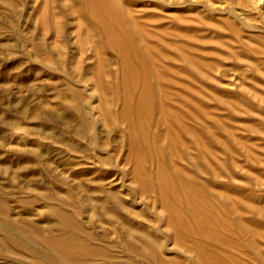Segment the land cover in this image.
Returning <instances> with one entry per match:
<instances>
[{
  "label": "rangeland",
  "instance_id": "1",
  "mask_svg": "<svg viewBox=\"0 0 264 264\" xmlns=\"http://www.w3.org/2000/svg\"><path fill=\"white\" fill-rule=\"evenodd\" d=\"M263 225L264 0H0V264H264Z\"/></svg>",
  "mask_w": 264,
  "mask_h": 264
},
{
  "label": "bare ground",
  "instance_id": "2",
  "mask_svg": "<svg viewBox=\"0 0 264 264\" xmlns=\"http://www.w3.org/2000/svg\"><path fill=\"white\" fill-rule=\"evenodd\" d=\"M105 4V3H104ZM109 4V3H108ZM154 4V3H153ZM117 46V45H116ZM121 71V70H120ZM126 86V85H125ZM129 89V88H128ZM127 99V98H126ZM127 116V115H126ZM169 124V123H168ZM205 134V133H204ZM204 138V137H203ZM191 162V161H190ZM194 164V163H193ZM218 183V182H217ZM221 183V182H220ZM219 184V183H218ZM220 185V184H219ZM94 199V198H93ZM89 200V199H88ZM90 202V201H89ZM66 204V203H65ZM73 204V203H72ZM103 206V208L105 209V205H102ZM109 208V207H108ZM110 209V208H109ZM119 210V209H118ZM56 214L63 220V222L66 224V226L67 227H69V228H71L72 230L71 231H77V232H79V234H81L82 236H85V237H88V236H90L91 238H94V239H96L97 238V236H94V235H92V234H89L87 231H84V229H82V226H81V224L79 223V222H76L75 220H73L70 216H68L67 214H65V213H63V212H61V210H56ZM180 218V217H179ZM181 219V218H180ZM180 222H182V224L184 223V220H180ZM179 223V222H178ZM186 223V222H185ZM188 225V222H187V224H186V226ZM264 226V225H263ZM133 228V227H132ZM131 230V229H130ZM133 234V233H132ZM70 235V236H69ZM74 235H75V233H70V234H68L67 236H63L61 239H63V241H67V240H73V238H74ZM211 235V234H210ZM146 237H148V236H146ZM13 238V237H12ZM99 238V237H98ZM49 239H51V238H49ZM148 239H150V238H148ZM58 240V239H57ZM62 241V240H61ZM3 242V241H2ZM15 242H19V241H17V240H15ZM132 242V241H131ZM76 245H78V243H76ZM74 246L75 248H77V250H78V248H80V247H78V246ZM74 248V250H76ZM29 249L31 250V252H33L34 254H36L39 258H41V261H43V262H51V263H54V262H56V260H55V258H54V256L51 254V253H49V251L48 252H45L44 250H43V248L42 247H40L38 244H36V243H32L31 245H30V247H29ZM140 249V255L142 256V257H144V259H145V262L146 263H150L149 261H153V262H156V263H163V261H161V260H158V262L157 261H155L154 260V258H156L155 256H154V254L153 253H151V252H149L148 250H145V249H143L142 247L141 248H139ZM66 250V249H65ZM73 250V249H72ZM66 252V251H65ZM97 254H99V253H97ZM108 254V253H107ZM132 255H133V253H132ZM133 256H135V254L133 255ZM136 258H137V256H135ZM66 258L67 259H69V260H73V261H77V263L78 262H80L79 264H87L86 263V260L85 259H83V258H80L79 256H78V254H76V251L75 252H70L69 254H66ZM75 259V260H74ZM103 260V262H106V263H110V264H118V261H120L122 264H139V263H137V262H133V261H128V260H130V258H128V259H125V260H123V259H121V260H119V259H117L116 257H113L112 255H108V257H106V258H102ZM60 261V260H59ZM125 261V263H123ZM144 261V260H143ZM93 263V262H92ZM193 263V262H192ZM58 264V263H57ZM60 264H65V263H63V262H61L60 261ZM96 264V263H95ZM120 264V263H119Z\"/></svg>",
  "mask_w": 264,
  "mask_h": 264
}]
</instances>
